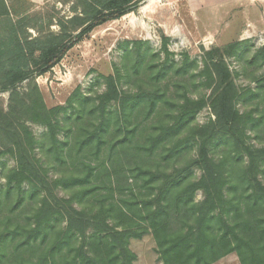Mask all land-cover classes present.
<instances>
[{"label": "trees", "instance_id": "obj_1", "mask_svg": "<svg viewBox=\"0 0 264 264\" xmlns=\"http://www.w3.org/2000/svg\"><path fill=\"white\" fill-rule=\"evenodd\" d=\"M145 1L72 0L57 32L50 21L33 37L29 17L12 18L0 0V93H10L0 98V264L24 255L30 264H134L130 242L146 235L162 264H215L232 253L264 264V142L248 135L264 130V76L242 92L227 63L252 41L202 48L201 62L188 53L177 62L163 34L159 52L124 42L102 92L78 88L53 108L44 101L38 77ZM246 60L264 65V46ZM243 98L257 101L241 113ZM208 107L215 118L196 124ZM30 124L46 132L37 138ZM217 147L229 151L216 159ZM21 206L26 222L11 224Z\"/></svg>", "mask_w": 264, "mask_h": 264}, {"label": "rangeland", "instance_id": "obj_2", "mask_svg": "<svg viewBox=\"0 0 264 264\" xmlns=\"http://www.w3.org/2000/svg\"><path fill=\"white\" fill-rule=\"evenodd\" d=\"M71 1L5 0L12 18L29 17L28 22L35 27L34 29H29L33 37L38 35L37 31L46 30L50 21H53V26L50 29L57 32L59 28L54 21L73 15L70 11L72 6ZM152 1L153 6H151L150 0H146L136 11L125 15L117 21H112L95 29L81 44L74 47L59 65L46 75L37 78L44 101L49 108L65 105L72 93L78 88H81L83 93L91 97L96 93L102 92L105 89L102 77L112 72L114 64L120 63L124 50L119 47L124 42L147 41L152 49L159 52L162 46L161 35L163 34L170 39L169 49L175 53V60L177 62L181 60L182 53H188L191 58L201 62L204 55L202 48L210 51L215 48H222L223 46H220L222 42L223 44L230 43L231 40L233 42L232 31L225 29L221 34H215L211 39L205 40L203 43L193 41L187 32L184 33V28L176 21L177 16L173 6L167 5L164 0ZM52 17L53 20L51 19ZM214 28L215 25L211 30ZM220 36L223 37L221 42L219 41ZM247 41H252L251 45H253L250 53L245 56L246 58H250L257 49L264 46V32L258 33L256 37L253 36L251 40ZM248 45L250 43L244 45V48ZM245 57L236 58L233 56L227 58V63L237 87L242 92L249 89L255 92L259 86V79L264 76V65L260 66L248 63ZM25 86L26 84H23L20 88H24ZM207 92L193 93V97H204L206 95L208 98L211 93L210 91ZM9 94V92L0 93V98L7 102ZM243 101L244 98L238 105L241 113L247 110L246 108L248 107L250 109V106L254 105L257 100ZM210 118L214 119L215 117L208 107L197 115L195 123L205 125ZM30 126L37 138L46 132V129L41 125L30 124ZM256 133V136L253 133L248 134L251 137V143H263L264 130ZM225 150L229 151L227 147L214 148L213 157L216 159L221 158L225 154ZM6 161L9 167L14 166L12 160L6 159ZM193 170L194 176L198 177L200 174L199 170L196 168ZM5 184L6 180L0 173V186L4 187ZM13 197H16V195L14 194ZM201 198V193H198L196 199L201 200ZM24 210L25 206L19 208L18 212L22 214L17 213L20 217L11 221V224H23L26 222L25 217L27 212H23ZM12 246L13 244L4 249L7 255H13ZM155 246V241L151 235H146L142 240H131L129 247L137 257L134 264H162L158 260ZM1 251L2 249H0ZM20 252L21 250L18 253ZM31 256V254H28L26 258H30ZM10 258H4L1 264H16ZM16 261L17 263L20 262V264H30L32 260H26L24 255L17 257ZM215 264H240V261L238 256L232 253Z\"/></svg>", "mask_w": 264, "mask_h": 264}, {"label": "crops", "instance_id": "obj_3", "mask_svg": "<svg viewBox=\"0 0 264 264\" xmlns=\"http://www.w3.org/2000/svg\"><path fill=\"white\" fill-rule=\"evenodd\" d=\"M164 1L167 5L173 6L176 21L184 28V33L187 32L197 43H203L215 34H221L224 29L232 31L233 42L232 40L226 44L222 42L220 46L223 47L238 41L251 40L253 36L264 32V0ZM150 2L153 6V1ZM213 23L215 28L211 30ZM219 38L221 42L223 37Z\"/></svg>", "mask_w": 264, "mask_h": 264}]
</instances>
